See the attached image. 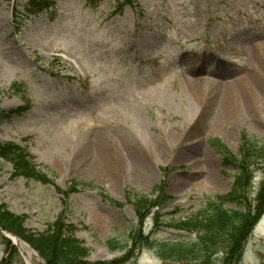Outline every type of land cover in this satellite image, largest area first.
I'll list each match as a JSON object with an SVG mask.
<instances>
[{
  "label": "rangeland",
  "instance_id": "374dc122",
  "mask_svg": "<svg viewBox=\"0 0 264 264\" xmlns=\"http://www.w3.org/2000/svg\"><path fill=\"white\" fill-rule=\"evenodd\" d=\"M262 41L264 0H0V143L23 148L50 180L14 176L0 158V204L23 218L25 237L62 218L90 262L221 264L219 247L202 262L163 258L145 242L195 239L177 221L231 192L236 169L210 140L239 157L246 136L264 163V108L229 95L220 117L212 84L253 74L264 91ZM99 131L104 159L78 160ZM112 135L133 136L135 157ZM251 169L246 208L264 176ZM71 180L92 187L66 196ZM126 193L156 200L141 224ZM139 228L147 240L134 244ZM6 233L15 235L0 228V264H27ZM230 264H264V210Z\"/></svg>",
  "mask_w": 264,
  "mask_h": 264
},
{
  "label": "trees",
  "instance_id": "16d2710c",
  "mask_svg": "<svg viewBox=\"0 0 264 264\" xmlns=\"http://www.w3.org/2000/svg\"><path fill=\"white\" fill-rule=\"evenodd\" d=\"M213 143L218 144L219 142L210 140V144L213 145ZM218 145L224 150L222 164L224 166L231 165L236 169L231 192L206 199L200 210L184 220L177 221L176 226L194 232L195 239L191 241L184 239L156 240L152 243L144 241L145 244L153 246L159 256L163 258L191 257L205 262L210 250L219 247L222 251L221 264H230L240 258L246 237L264 210V176L255 194L256 204L246 208V192L251 187L253 179L251 168L253 166L264 171V163L257 161L260 147L248 140L246 136H242L239 157L229 152L224 146ZM0 158H5L11 163L14 176H21L44 184L50 181L45 168L36 164L29 153L15 144L0 143ZM80 186L89 188V186L92 187V184L71 180L62 193L68 196L70 193L79 191ZM162 187L163 182L152 192L159 191ZM126 195L127 200L133 206L138 222L141 224L150 210L156 206V200H151L146 195L138 193H126ZM228 202L234 203V207L226 206ZM22 223V217L9 212L5 205L0 204V228L19 237L23 236L21 238L38 252L44 260V264H116L115 261H88L89 250L72 234L70 224H65L60 217L37 237L26 236L29 237L26 238L23 234ZM141 234V228H139L130 237L134 244L147 240ZM112 242L111 239L107 240L109 245L113 244Z\"/></svg>",
  "mask_w": 264,
  "mask_h": 264
},
{
  "label": "bare ground",
  "instance_id": "6f19581e",
  "mask_svg": "<svg viewBox=\"0 0 264 264\" xmlns=\"http://www.w3.org/2000/svg\"><path fill=\"white\" fill-rule=\"evenodd\" d=\"M257 47H259L260 50L264 53V41L260 42ZM260 79L262 78H260L259 76L255 78L253 74H246L240 77L238 80H234L231 82L226 81L224 84H215L214 82H212V84L215 86V89L221 93L219 97L221 100L219 99L218 101L217 114H219L220 117H225L227 115L228 108L231 105L229 103H233L234 101H237L241 106H243L244 109L248 110L249 104L247 105L246 103L249 102V99L251 98L259 101L260 105L264 108V91L262 87L263 85H261L260 83ZM197 84L198 82L194 83V85ZM229 95L235 97V99H232L231 102L227 101V97ZM108 137L109 140L111 138L114 141L113 144L118 145L121 154L123 150L124 154H126L127 152L128 156H134L132 147L136 145L137 147L140 146V143L136 139L133 140V136L130 135H112L111 137ZM144 139H147V137H144ZM106 140L107 135L104 134L103 131H99L92 138H86L80 144V153L77 156L78 160L85 161L89 164L90 162H92L91 160L95 162L97 160H103L105 153L103 145ZM148 140L149 142H151L150 139ZM119 159L122 158L119 156ZM134 165H136V163H134ZM100 220L101 219H99V221ZM6 236H8L11 239L12 243L17 246L27 264H34V261L38 260V256L36 255V253L31 250V248L24 241L12 235L6 234Z\"/></svg>",
  "mask_w": 264,
  "mask_h": 264
}]
</instances>
